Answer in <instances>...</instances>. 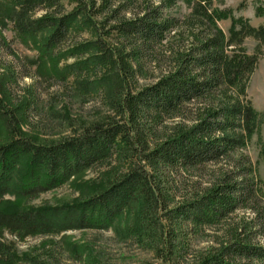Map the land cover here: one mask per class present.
<instances>
[{
  "label": "trees",
  "instance_id": "16d2710c",
  "mask_svg": "<svg viewBox=\"0 0 264 264\" xmlns=\"http://www.w3.org/2000/svg\"><path fill=\"white\" fill-rule=\"evenodd\" d=\"M66 1L72 10L65 0H0V23L37 51L42 76L76 77L77 93L104 92L109 111L46 143L12 126L29 101L0 99L13 135L0 144V264H48L7 233L24 241L116 226L166 264H264V198L246 152L259 123L247 93L258 58L245 46L253 37L263 50L264 24L232 17L227 34L219 20L231 11L214 0ZM180 1L184 15L174 12ZM85 31L93 39L76 41ZM113 158L126 168L103 190L27 204ZM196 237L211 243L193 247Z\"/></svg>",
  "mask_w": 264,
  "mask_h": 264
},
{
  "label": "rangeland",
  "instance_id": "374dc122",
  "mask_svg": "<svg viewBox=\"0 0 264 264\" xmlns=\"http://www.w3.org/2000/svg\"><path fill=\"white\" fill-rule=\"evenodd\" d=\"M65 0L66 11L74 7ZM215 8L230 10L229 18L219 20L220 27L228 34L232 25V17L248 20L257 27L264 24V14H258L257 9H264V0H214ZM190 8L184 1H180L174 12L184 15ZM43 14L38 11L36 17ZM0 99L5 108L9 105L23 106L29 101L27 112L22 115L17 110V120L13 127L19 126L28 135L38 137L39 141L50 143L71 136L74 128L81 121H94L108 113L109 109L104 101V92L98 96L81 97L77 93V78L70 77L66 82L42 76L35 62L37 51L31 46H25L17 36L13 24L6 28L0 23ZM3 38V39H2ZM93 39L89 31L81 33L76 41ZM258 41L253 37L245 39V46L250 54L257 56V64L248 82L247 93L253 106L258 112V128L250 141L246 152L250 156L259 188L264 198V47L258 49ZM31 47V48H30ZM75 58L68 60L73 63ZM65 62H61L64 65ZM85 77V75L83 76ZM82 77V79H83ZM93 78V75L91 76ZM3 84L6 87L3 88ZM2 87V88H1ZM16 129V128H15ZM18 131V130H17ZM14 133H19L15 132ZM13 133V134H14ZM12 133L7 125L0 123V144L8 142ZM126 168L116 158L103 164H98L76 177H72L61 187L47 191L37 197L29 199L27 204L40 206H59L72 203L89 194L103 190L108 180L121 169ZM5 199L13 201V195H6ZM126 225L122 222L120 229ZM119 229V230H120ZM118 228L107 230L83 229L69 230L59 235H38L18 240L9 233L6 237L16 242L20 252L39 255L48 264H166L158 259L154 252L135 243L133 240L119 234ZM193 247H206L211 242L196 237Z\"/></svg>",
  "mask_w": 264,
  "mask_h": 264
}]
</instances>
